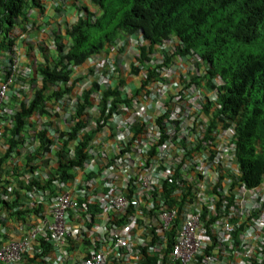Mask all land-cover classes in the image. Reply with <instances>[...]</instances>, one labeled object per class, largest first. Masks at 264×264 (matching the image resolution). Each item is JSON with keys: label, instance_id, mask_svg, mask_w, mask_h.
Returning <instances> with one entry per match:
<instances>
[{"label": "trees", "instance_id": "obj_1", "mask_svg": "<svg viewBox=\"0 0 264 264\" xmlns=\"http://www.w3.org/2000/svg\"><path fill=\"white\" fill-rule=\"evenodd\" d=\"M78 1L76 6L80 4L83 7L85 18H81L75 25H69L66 22L62 25L58 22L60 29L53 30V41L55 39L61 41L60 33L64 30L70 38V45L64 48L65 45L59 43L58 56L54 59L49 47L51 38L43 35L42 45L38 44L43 58L38 60L39 64L35 65V70L41 74L40 81L37 83L35 79L23 80L21 84L27 90L26 101L15 113L6 116L7 119L14 122V126L9 129L10 137L6 139L2 151H0V247L20 241L24 232L33 227L32 220L36 217L35 214L41 212V217H43L42 215L49 208L45 202L33 203V207H30L26 199L33 200V197L45 189L50 190L53 195L57 194V190L54 189L51 182L46 187L40 178H30L33 175L31 173L37 169L35 162L39 160L34 153H31V146L29 147L33 137L29 135L30 138L27 137L23 141L27 126L35 127L36 125L34 121H31L34 125H27L30 122V117L35 114L40 120L47 119V122L41 125L39 138L42 141L45 133L54 132L55 120L59 118L56 109L68 104L76 92L78 101L72 111L70 127L61 134L63 149H57V154L68 152L72 147V142L75 141H86L82 146H88L96 135L88 133L82 138L80 130H84L88 126L85 115L100 87L96 82L86 83L89 75L94 76L93 70H90L89 74L83 78L80 77L79 80L85 83L83 86L82 84L78 86L70 84L71 73L74 68L83 65L91 56L101 53L106 47L113 46L119 39L131 34H140L143 44H140L139 49L143 53L146 52L148 46L153 52L157 51L156 53L159 52L158 47H162L165 57L163 65L174 55L184 58L192 57L194 61L202 60L205 63L209 80L216 77L221 78L223 85L217 87L219 96L216 102L220 107L209 114L210 128L217 130L218 127H224V132L227 133L228 143L224 145L223 150H227L230 158L236 161L241 172L240 179L235 183L240 182L250 189L259 187L264 182V0ZM85 4H91L95 9L90 11L85 7ZM35 7H38L44 15L41 21L32 22L29 18L30 10ZM45 10L47 9L41 0H0V85L10 75L9 54H12L10 57L15 55L14 47L15 40L19 36L18 30L30 34L31 31L43 32L51 26L53 19L45 15ZM173 39L177 41L172 43L178 42V45L170 55V51L164 45ZM255 50L258 51L255 52ZM125 51L126 48L123 47L122 53ZM124 63V60L117 62L114 67H119ZM162 67V65H158V69H162ZM147 68L152 72L151 66H147ZM97 72L99 74V70ZM134 72L138 73L136 66ZM100 74L107 81L106 87L103 88V102L107 104L110 99H113L114 105L110 106V116H107L105 112L102 113L98 125L101 120L112 118L114 114L123 115V103L136 109L120 83L115 82L113 86L109 83L110 77L106 71H101ZM155 74L157 71L154 72ZM113 77L111 75L112 81ZM198 79V77L195 78V80ZM211 85L213 84L211 83ZM16 93L14 90L11 92V97L14 100L17 99ZM212 107V103L204 106L208 112ZM135 123L142 126L136 134L137 137L147 124L143 125L140 118H136ZM163 126L167 131L168 126ZM38 131L35 129V133ZM164 132V129L160 128L154 134L162 136ZM118 133V128L113 129L114 136ZM216 138L215 134L212 137L207 135L206 139L212 143ZM206 139H203L204 144L196 140L197 145H192L188 150L187 156L193 158L195 163L181 160L179 164L168 165L171 169V176L167 181H163L162 188L159 189L168 200L173 199L174 191L180 189L181 193L187 195L189 189L192 194L186 198L187 204L200 205V194L203 196L210 194L207 177L212 167L220 166L226 170L230 166L232 160H225L220 151L215 148L210 149ZM140 143H149V139L140 138ZM50 150V148L47 149L48 152ZM147 150L145 146L140 147L141 153H145ZM125 151L126 149L122 150L118 147L117 158L125 154ZM81 153L82 149L79 148L78 154ZM22 157L27 160L23 167L17 164ZM87 157L84 155L82 158L86 160ZM95 157V154L91 155L89 161ZM75 166L82 167V161L77 160L76 163H71L68 166L62 165L60 170L57 168L55 171H51V174L54 177L58 171L66 172V175L71 178L73 177L71 169ZM106 167L110 166L106 165ZM189 167L192 180H184L180 171ZM204 170H206L205 174L200 172ZM196 172H200V174H196ZM194 173L197 177L194 176ZM100 175L102 174L99 173L97 177ZM62 176L64 177V174ZM112 179L108 174L105 181L106 186L104 185L105 192L108 191V185ZM123 181L129 183V180L124 179ZM193 181L198 183L196 189L189 188ZM202 183H205L206 187L200 193L199 185ZM79 203V209L69 214L71 219L78 217L81 220L84 201ZM88 213L92 215L94 221L87 222L89 229H85L82 234L71 238V243L67 247L69 257L66 262L68 264L83 263L91 256L89 248L98 250L100 241H108L113 230L117 229L116 225L107 222L109 231L106 234L104 230L97 233L98 230L94 225L96 221H101V209H93ZM136 220L137 232L132 231L134 249L135 251L139 250V253H142L139 255L144 257L140 256L135 264H159L158 260L161 255L153 254L152 251H149L150 246L146 244L148 239L149 243L155 242L152 239L153 234L157 242L162 239L156 237L157 228L153 226L154 221L148 215H145L144 219L137 218ZM178 221L180 222V220ZM250 225L252 229L264 233V196L258 202L255 214L250 219ZM223 245H229V243L224 240ZM258 245H261V248ZM258 245L255 250L264 253V237ZM221 253H226L220 258L225 257L227 263L236 262L225 249L221 248ZM56 256V251L48 243V237L40 236L33 242L31 248L22 254L20 260L9 264H48L51 260H57ZM162 260H164L162 264H167L166 259L162 258ZM216 260L217 257H213L211 264H216ZM0 264L5 263L0 261ZM206 264L210 263L206 262ZM219 264L225 263L220 262Z\"/></svg>", "mask_w": 264, "mask_h": 264}, {"label": "clouds", "instance_id": "obj_2", "mask_svg": "<svg viewBox=\"0 0 264 264\" xmlns=\"http://www.w3.org/2000/svg\"><path fill=\"white\" fill-rule=\"evenodd\" d=\"M41 1L47 9L45 10V15L53 19L51 20V26L43 32L31 31L30 34L18 30L19 36L15 40L16 45L14 47L15 55L10 57L12 54H9L11 68L8 79L14 76V84L8 91V100L4 103V108L0 113V119L4 122L3 135L0 137V151H2L6 139L10 137L9 129L14 126V122L6 118L7 114L15 113L27 98V90L21 83L23 80L32 79H35L37 83L40 81L41 74L35 70V65L39 64L38 60L43 58L41 48L38 47V44L42 45L41 38L44 34L47 38H51L49 47L52 50L54 59H56L58 56V44H64V48L70 45V38L64 30L61 33L59 31L62 37L61 41L52 40L53 30L55 28L60 29L58 22L62 25L65 22L69 25H75L81 18L86 16L82 9L83 7L80 4L76 6V3L79 2L78 0H73L76 10L74 14H69L68 12V3L71 0ZM85 5L90 11L95 9L91 4ZM49 13H51V16H49ZM37 15L39 16L35 18ZM43 15L40 9L36 11L34 8L30 10L29 18L32 22L41 21ZM173 41L177 40L173 39L164 45L170 51V55H172L178 45V42L173 44ZM140 44H143V40L139 33L124 36L113 46L106 47L101 53L88 58L83 65L74 68L71 73L70 84L77 86L82 84L83 86L85 83L79 80L81 79L80 77L83 78L89 74L90 70H93L94 76L89 75L86 83L92 84V82H96L100 87L85 115L88 126L84 130H80L82 138L88 133L96 135L88 146H82L85 145L86 141H75L72 142V147L68 152L57 154V149H63L61 134L70 127L72 111L78 101L76 92L68 104L56 109L59 118L55 120L54 132L45 133L42 141L39 138L41 125L45 124L47 119L42 118L40 120L35 114L30 117V122L27 125H34L31 121L36 122V125L35 127L27 126L23 141L27 137L30 138L29 135L33 137L29 147L31 146V153H34L39 159L35 162L37 169L34 173H31L33 175L30 178H40V181L46 187L51 182L54 189L57 190V194L53 195L50 190L45 189L33 197V200L26 199L30 207H33V203L39 204L41 202L49 205L47 212L42 215L43 217H41V212L35 214L36 217L32 220L33 227L31 230L40 225L43 220L50 219L49 211L51 210L53 199L67 194L71 202H77L78 205H80V201H84L82 203V219L87 214H90L88 212L93 209H101V213H103V203L105 202L106 194L109 193L111 188L117 187L116 196L124 195L127 199V205L122 210H114L115 212L109 215L106 222H102L106 228L105 230L103 229L105 234L109 231L106 225L107 222L116 225L118 229L127 225L132 231L137 232L136 219H144L145 215L151 218L154 212L159 211L161 203L169 210L177 211L173 222L170 223L167 229L163 225H153L157 228L156 237L162 238L159 242L155 240L154 234L152 235L154 243H149V239L146 241V244L150 246L149 251H152L153 254L161 255L158 260L159 264L163 263L164 260L162 258L166 259L167 264H172L170 254L174 249L175 239L180 236L187 223V216L191 212H193L195 217H198V231L210 226L213 227L209 231L212 246L202 249L199 255L194 258L193 264H206L204 261L210 255V251H213V257H217L216 264H219L223 261L216 253L219 250V246L225 249L226 252L228 251L231 256L241 257L246 253V255H251L249 250L257 245L258 238L252 231L250 219L255 214L259 200L264 196V182L253 189L240 182L235 183L236 180L240 179L241 172L236 161L230 158L227 150H223L224 145L228 143L227 133L224 132V127H218L217 130L210 128L209 114L220 107L216 103L219 96L217 87L222 86L223 81L220 77L209 80L207 66L202 60L203 65L206 67L205 70L199 65V60L194 61L192 57L184 58L179 55L172 56L163 65L165 57L162 47H158L159 52L156 53L157 51L153 52L151 47L148 46L146 52L144 51L145 53H143L139 49ZM123 47L126 48V51L122 53ZM23 60L26 61L25 64H23ZM122 60L125 61L124 64L114 67L115 63ZM15 65H17L16 69H14ZM158 65H162V69H158ZM135 66L138 68V73L134 72ZM147 66L152 67V72ZM97 70H99V74ZM101 71L108 73L110 84L114 86L116 82L122 85L136 109L123 103V115L114 114L112 118L108 117L109 119L101 120L98 125V120L102 113L105 112L107 116H110V106L114 105L113 99H110L107 104L103 102V88L106 87L107 81L100 74ZM156 71L157 74L154 75ZM111 75L114 76L113 81L111 80ZM153 75L154 77L151 80ZM197 77L199 79L195 80ZM133 82L136 84L135 87ZM170 88L174 89V93L169 94ZM12 90L17 92L16 105L11 97ZM209 103L213 104L210 112L204 108ZM65 115H67L66 118ZM82 118L84 117L82 116ZM136 118H140L143 121V125L147 124L137 137L136 134L141 130L142 126L135 123ZM162 124L168 126L167 131ZM112 127L113 129H119L118 135H113ZM160 128L164 129V134L162 136L155 135L154 133L158 132ZM35 129L39 130V135L35 133ZM215 134L217 138L214 142H208L206 139L207 135L212 137ZM140 138H148L149 143L141 144ZM203 139H206L210 149L215 148L220 151L221 156L225 160H232L230 166L226 170H223L220 166L212 167L207 177L210 194L209 196L200 194V205L187 204L186 198L192 194L189 189L187 195L181 193L180 189L174 191L173 199L168 200L159 191L162 188L163 181H167L171 176V169L168 165L171 163L179 164L181 160L195 163V160L188 157L187 153L192 145H197L196 140L203 143ZM96 144L99 146H95ZM141 146H145L148 149L147 152L141 153ZM42 147L44 148L42 149ZM118 147L122 150L126 149L125 154L120 158H117ZM48 148L51 149L50 152L47 151ZM79 148L82 149L81 154H78ZM94 154L96 157L89 161L90 156ZM84 155L88 156L86 160L82 158ZM99 158L101 159L99 160ZM77 160L82 161V167L75 166L71 169L73 177L69 178L66 172L61 173L60 171L54 177L52 176L51 173L57 168L60 170L62 165L68 166L71 163H76ZM26 161L22 157L17 164L23 167ZM106 165L110 167L107 168ZM101 166H103L102 169H108V174L113 178L108 185L109 189L107 192H105L106 187H104L107 178L105 179L103 171L100 169ZM189 171L190 167L180 171L184 180H192ZM205 171L200 172L205 174ZM200 172H196V174H200ZM99 173L102 175L97 177ZM63 174L64 177L62 176ZM157 174L160 177V182L155 181L154 183L153 179ZM196 174L194 173L195 177H197ZM145 178H149L151 183L149 190L144 193L142 183ZM124 179L129 180V183L123 181ZM102 182L105 183L102 184ZM197 185V181H193L189 188L196 189ZM205 187V183L199 185L200 193L204 191ZM133 195L141 201L140 207L133 205ZM10 199L12 200V198ZM78 209L79 206L77 209L71 210L69 214ZM68 218L70 221L74 219H71L69 215ZM122 220L124 221L122 222ZM145 223L148 224L147 222ZM82 227L81 230L89 229L87 222ZM228 227H233L231 241H228L226 237L227 232L230 230ZM31 230L24 232V236ZM159 230L162 235L159 234ZM263 237L264 235L262 239ZM224 240L229 245H223ZM171 244H173L172 248ZM124 253H128V250L124 251ZM135 254L142 253H139L138 250Z\"/></svg>", "mask_w": 264, "mask_h": 264}, {"label": "built area", "instance_id": "obj_3", "mask_svg": "<svg viewBox=\"0 0 264 264\" xmlns=\"http://www.w3.org/2000/svg\"><path fill=\"white\" fill-rule=\"evenodd\" d=\"M45 2H49L50 0H43ZM17 64V62H16ZM17 65H15L16 69ZM14 84V76L10 77L7 81H5L0 86V113L4 108V103L8 100V91L10 87ZM3 125L4 122L0 119V137L3 135ZM103 166L100 167L102 170ZM103 171V170H102ZM109 173L108 169L103 171V175L105 179L107 178ZM151 179V177H149ZM145 178L142 183L143 192H147L150 188V179ZM159 175L157 174L154 177L155 181H159ZM116 187V186H115ZM90 191V190H89ZM116 188H111L109 193L106 194L104 209L102 216L100 217L101 221H96L94 227L98 230L97 233H101L103 229L106 228L103 226L102 222H106L109 215L112 212L117 210H122L127 205V199L123 196H116ZM133 205L140 207L141 201L133 195ZM48 199V198H47ZM77 202H71L69 195L65 194L59 198H55L52 200V207L49 211L50 219L43 220L40 225H38L35 229L28 232L23 238L15 243H12L7 246L0 247V261L9 264L14 261L20 260L23 253L28 251L33 242L40 236H47L48 243L52 245L53 249L57 253V260H51L48 264H68L66 262L69 257V253L67 251V247L71 243V238L77 237L79 234H82L84 230H81L85 226V222L94 221L92 215L87 214L81 220L75 217L72 221L69 220L68 215L71 210L78 208ZM115 210V211H114ZM177 211L169 210L166 206L162 205L159 211L153 213L151 217L154 221V225L164 226L167 229L170 226V223L173 222ZM198 217L193 215V212L187 216V223L185 224L180 236L175 239L174 249L170 254V260L172 264L176 262L179 264H193L194 258L199 255L202 249L212 246L211 237L209 236V231L213 229V227L205 228L202 231H198ZM230 230L227 232V240L231 241V231L233 227H228ZM131 228L127 225L122 228H117L113 230L111 236L108 238V241H100V245L98 250L95 248H89L90 257L87 258L81 264H109L112 262L113 264H135L137 259L140 257L139 254H135V250L133 249V232H131ZM255 236H257V245L263 240L262 236L264 233L259 230L252 229ZM47 233V235H46ZM159 234L162 235V232L159 230ZM46 238V237H45ZM256 245V246H257ZM251 247L249 253L251 255L235 257L231 256L234 263L231 264H264V253L257 252L255 247ZM261 248V245H258ZM221 248L219 246V250L216 252L219 257L224 256L225 254L221 253ZM128 253H124L127 251ZM210 255L206 257L205 263H211L213 260V251L209 252ZM225 264H229L226 262L225 257L222 258Z\"/></svg>", "mask_w": 264, "mask_h": 264}, {"label": "crops", "instance_id": "obj_4", "mask_svg": "<svg viewBox=\"0 0 264 264\" xmlns=\"http://www.w3.org/2000/svg\"><path fill=\"white\" fill-rule=\"evenodd\" d=\"M68 5H69V8H68L69 14H74L76 12V10H75V6L73 4V0L69 1ZM23 62H24L23 64L26 63L25 60H23ZM13 103H15V105H16L17 101L14 100Z\"/></svg>", "mask_w": 264, "mask_h": 264}, {"label": "rangeland", "instance_id": "obj_5", "mask_svg": "<svg viewBox=\"0 0 264 264\" xmlns=\"http://www.w3.org/2000/svg\"><path fill=\"white\" fill-rule=\"evenodd\" d=\"M35 10L36 11H39V8L38 7H35ZM39 15H37V16H35V18H37ZM49 16H51V13H49ZM258 50H255V52H257ZM39 56V55H38ZM199 62V65H201L202 66V68L205 70L206 69V67L203 65V62L201 61V60H199L198 61ZM185 73V72H184ZM133 86L135 87L136 86V84L133 82ZM170 93H174V89H172V88H170L169 89V94Z\"/></svg>", "mask_w": 264, "mask_h": 264}]
</instances>
